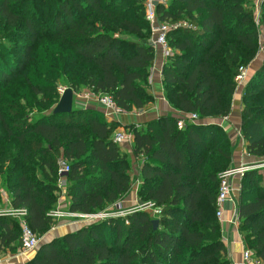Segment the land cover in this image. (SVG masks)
I'll return each instance as SVG.
<instances>
[{
	"label": "trees",
	"instance_id": "1",
	"mask_svg": "<svg viewBox=\"0 0 264 264\" xmlns=\"http://www.w3.org/2000/svg\"><path fill=\"white\" fill-rule=\"evenodd\" d=\"M147 1L0 0V210L6 192L9 207L25 210L39 238L57 225L61 179L68 210L86 215L115 211L133 189L132 159L113 138L119 123L97 108H53L62 81L74 91L109 94L123 111L153 100L156 47ZM156 14L173 26L162 83L183 115L130 128L134 156L143 158L138 197L161 214L136 210L80 225L44 240L24 264H232L216 211L233 144L218 123L200 120L231 113L240 67L260 50L264 1L258 22L253 0L157 1ZM241 104L247 153L264 158V58L244 81ZM192 114L198 119L190 121ZM61 159L69 164L66 176ZM238 218L245 244L264 263L259 169L242 176ZM21 245L19 217L0 214V255Z\"/></svg>",
	"mask_w": 264,
	"mask_h": 264
},
{
	"label": "crops",
	"instance_id": "2",
	"mask_svg": "<svg viewBox=\"0 0 264 264\" xmlns=\"http://www.w3.org/2000/svg\"><path fill=\"white\" fill-rule=\"evenodd\" d=\"M255 3V6L258 8L261 7L264 0H253ZM168 56V51L163 50V48L158 47L156 48V58L154 60L152 71L150 75V91L153 95V100L149 102L144 108L140 110H132V111H124L122 113L118 114H112L106 110L105 107H103L100 103H98L95 100H87L83 99L80 101H77L76 106L78 107H88V108H97L99 109L104 116L108 120H116L119 123V127L117 131H127L129 133L131 132L132 126L141 127L148 123L151 120L158 119L162 116H174V117H180L183 115L178 109L174 108V106L168 101L165 90L162 83V68L164 63L166 62ZM263 59H260L255 64L253 62L252 65L255 64V66L252 68L253 71H255L262 63ZM248 75L251 74V69H247ZM243 86V85H242ZM87 90L90 92L91 90L87 88ZM240 89L237 90V93L234 97V104L231 113L227 117H221V118H206L204 120H200L202 123H218L220 126L224 128V130L229 134V137L231 138L232 144H233V164L232 167H237L241 165H251L256 164L255 157L249 155L246 150V143L245 140L241 134V99H240ZM122 146V149L129 155V157L132 159V174L133 177H135V183L133 186V189L131 192L120 201L121 206L125 209L131 208L134 203H137L139 200L137 191L138 186L141 182V176H140V169L141 164L143 161V158H137L134 156L133 153V134H132V140L129 142H124L120 144ZM252 169H259L260 173L262 175L264 174L263 168H252ZM241 180L242 175H236L233 180V193L231 196V200L227 201L224 205V213L223 217L220 220L221 224V231H222V239L225 244L227 253L229 257L231 258L232 264H244L243 259V253L246 249L251 250L253 253L254 251L248 247L245 244V241L243 239V236L239 230L238 225V205H239V199H240V190H241ZM60 187L62 189V194L60 197L59 204L64 201V205L68 206V199L65 195L66 191V179H61ZM3 208H10L9 207V200L6 192H3ZM67 222V221H65ZM60 223V222H59ZM58 224V223H57ZM83 224H77L75 222H67V225L64 227H56V225L53 230L50 232L52 234L53 231L59 232V234H64L67 231H70L72 229L77 228L78 226ZM70 228V229H69ZM46 237V236H45ZM54 237V236H53ZM51 236V238H53ZM41 242V241H40ZM34 251V250H33ZM21 254V253H20ZM35 254V253H34ZM34 254L30 257H26V255L21 254L16 255L13 259L16 261L11 264H24L28 260H30ZM11 255V254H8ZM4 264V263H2Z\"/></svg>",
	"mask_w": 264,
	"mask_h": 264
},
{
	"label": "built area",
	"instance_id": "3",
	"mask_svg": "<svg viewBox=\"0 0 264 264\" xmlns=\"http://www.w3.org/2000/svg\"><path fill=\"white\" fill-rule=\"evenodd\" d=\"M160 1L162 3H167L168 0H148L146 2V6H145V14H146V18L147 20L150 22L151 24V29H152V38H151V43L156 47H161L163 48V50L168 51V54L171 52V48L169 47L168 44V38L167 35L169 33V31L173 28V26L168 23V22H161L158 19V16L156 14V2ZM256 8H258L257 6H255ZM259 9L258 8V15H256V20L258 22L259 20ZM179 25H186L185 21H180L179 24H177V26ZM261 30H263V32H261ZM259 33H260V50L264 48V29H259ZM247 68L246 67H240V72L237 76V81L240 84L243 85L244 81L247 80ZM238 86V89H239ZM67 89L64 87H59V91L60 94L62 95L63 92ZM237 89V90H238ZM75 94V92H74ZM85 99L87 100H95L98 103H100L103 107L106 108V110L112 114H118V113H122L124 112L123 110H121L115 100L113 99V97L109 94H103V93H98L95 94L92 91L88 92L87 94H85L84 96ZM189 117L190 121L193 120H197L198 116L197 114H192ZM186 124V120L180 118L178 120V126L180 128H184ZM114 142L118 143V144H122L124 142H130L132 140V133H129L127 131L121 130V131H116L114 134ZM60 164V169H59V174H63V173H67L69 171V164L67 161L65 160H60L59 161ZM264 164L261 162V164H245V165H241V166H237V167H231L225 171H223L219 178H220V187H219V193L217 196V211H216V215L218 217L219 220L222 219L223 217V213H224V205L227 201L231 200V196L233 193V183L232 180L236 175H242L248 171L249 169L252 168H259L261 166H263ZM61 182V180H60ZM116 207L119 208V210H115L111 213H100V214H96L95 218H106L107 216H125L128 213H131L133 211L136 210H148L150 211L154 216H158L161 214V209L159 207H156L152 202H146L143 205H140L138 208H130V209H122V206L120 203H118L116 205ZM62 212H60V210H55L52 212L53 216H59ZM0 214L2 215H13L16 217H19L20 222H21V226H22V245H21V254L28 252V251H32V250H36L37 247L40 244V238L37 236V234L28 226L27 222L24 220V216H25V210L24 209H12V208H3L0 210ZM70 215H73L75 217H80V218H93L94 214L91 215H86V214H80V213H74L71 212ZM243 259H244V264H264L262 261H260L257 257H255L254 253L249 250L246 249L243 253ZM1 263V262H0Z\"/></svg>",
	"mask_w": 264,
	"mask_h": 264
},
{
	"label": "rangeland",
	"instance_id": "4",
	"mask_svg": "<svg viewBox=\"0 0 264 264\" xmlns=\"http://www.w3.org/2000/svg\"><path fill=\"white\" fill-rule=\"evenodd\" d=\"M258 8H256L255 7V18H256V15H258ZM259 13H260V9H259ZM261 32H263V30H261ZM264 37V36H263ZM264 58V48L263 49H261V50H259V52H258V54H257V56H256V62L257 61H259L260 59H263ZM255 61V60H254ZM255 63V62H254ZM253 64V63H252ZM251 64V65H252ZM255 64H257V63H255ZM255 64L254 65H252V68L255 66ZM251 65L247 68V69H251V73L252 72H254L253 71V69L251 68ZM60 87H64V88H68L69 87V85L66 83V82H64V81H62L61 82V84H60ZM71 88V87H70ZM239 89H240V93H239V95H240V99H241V95H242V93H243V86L240 84V86H239ZM75 92V95H74V107H76V104H77V101H80V100H83L84 99V96H85V94H87L89 91L87 90V88H85V87H80V88H78L77 90H75L74 91ZM254 162H257L256 164H261V162L264 164V158H255V161ZM253 165H255V164H253ZM259 168H263V170H264V165L263 166H261V167H259ZM263 178H264V174H263ZM146 202H142L140 199L137 201V203H134V205L131 207V208H138L140 205H143V204H145ZM65 203H64V201L63 202H61L59 205H58V207L56 208V210H60V212H62L59 216H56V219L58 220V226H56V227H64V226H66L67 225V222H75V223H77V224H88V223H91V222H93V221H95V220H99V219H102L101 217H99V218H95L97 215L96 214H94L93 215V218H87V219H82V218H80V217H75V216H73V215H70V211L68 210V206H66V205H64ZM113 208H115V210H119V208L118 207H116V206H114ZM122 209L123 210H125V208H123V206H122ZM130 209V208H129ZM128 210V209H127ZM111 212H113V211H111ZM100 214V213H99ZM96 215V216H95ZM104 218V217H103ZM65 221H67V222H65ZM60 222V223H59ZM70 229V228H69ZM58 231V230H57ZM56 230L55 231H53L52 232V234L51 233H49V234H47V236L46 237H40V243L42 244V242H44V240H46V239H50L51 238V236H53V235H56V234H59V232H57ZM20 250H21V247L18 249V252L16 253V254H12L11 253V255H3V254H1L0 255V264H2V263H4V264H11V263H14L16 260L15 259H13L17 254L18 255H20L21 256V252H20ZM36 252V250H32V251H28V252H25V253H23V255H26L25 256V258L26 257H30V256H32L34 253ZM8 254H10V253H8ZM12 255L14 256V257H12ZM17 255V256H18Z\"/></svg>",
	"mask_w": 264,
	"mask_h": 264
},
{
	"label": "water",
	"instance_id": "5",
	"mask_svg": "<svg viewBox=\"0 0 264 264\" xmlns=\"http://www.w3.org/2000/svg\"><path fill=\"white\" fill-rule=\"evenodd\" d=\"M74 90L68 87L60 97L58 104H56L53 108V113H69L73 111L74 108ZM63 176H66L67 173H63ZM155 227L158 226L159 222L157 219L154 221Z\"/></svg>",
	"mask_w": 264,
	"mask_h": 264
}]
</instances>
